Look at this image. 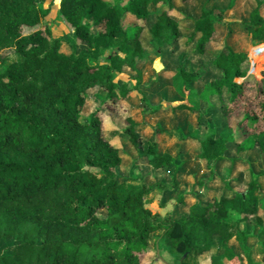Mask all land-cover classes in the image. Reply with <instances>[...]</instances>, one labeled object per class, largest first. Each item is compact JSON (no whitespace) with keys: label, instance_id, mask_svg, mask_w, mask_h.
I'll use <instances>...</instances> for the list:
<instances>
[{"label":"trees","instance_id":"obj_1","mask_svg":"<svg viewBox=\"0 0 264 264\" xmlns=\"http://www.w3.org/2000/svg\"><path fill=\"white\" fill-rule=\"evenodd\" d=\"M194 1L59 0L69 40L53 37L49 25L37 28L49 13L38 0H0V67L10 51L17 56L0 71V243H12L0 264H143L157 232V246L184 255L181 264H224L229 251L238 264L237 252L257 264L264 172L247 158L248 182L233 178L239 158L228 153L264 156V69L227 44L233 0L225 9L202 7L183 34ZM263 9L257 1L240 22L251 41H264ZM24 27L33 30L22 34ZM63 45L72 50L61 53ZM154 57L171 69L143 86L138 65ZM118 73L128 80L115 82ZM89 90L95 105L85 119ZM100 112L110 116L112 135ZM135 113L167 117L171 134L194 141L204 172L191 176L187 194L201 190L198 198L188 203L178 192L189 166L184 152L163 150L161 124L136 122ZM126 144L135 157L122 179ZM154 190L172 201L164 216L145 207Z\"/></svg>","mask_w":264,"mask_h":264},{"label":"rangeland","instance_id":"obj_2","mask_svg":"<svg viewBox=\"0 0 264 264\" xmlns=\"http://www.w3.org/2000/svg\"><path fill=\"white\" fill-rule=\"evenodd\" d=\"M39 4L43 8H49V13L45 17V19L38 25L37 28H43L46 25H49L51 28V34L53 37L59 38L62 36L67 37L69 40L71 38V31L67 29L60 21L57 20V7H58V2L59 0H38ZM264 10V9H263ZM237 30L234 32L235 34L231 36L229 39V44L232 46V48L235 51H244L248 54L250 57L251 63L253 64L254 67H258V71L264 69V51H258V50H264V41L258 42V41H251L249 37L244 33L239 26H235ZM33 29L24 27L22 28V34H28L31 32ZM215 46H219L218 43ZM79 46L76 45V49H78ZM72 49L69 48L68 46L63 45L60 49L61 53L63 54H68ZM106 55V51L102 53V56ZM262 55V56H259ZM258 57V58H257ZM17 56L13 53V51H10L9 54L5 56V61L0 67V71L9 63L12 61L16 60ZM258 61H257V60ZM153 61L149 62L148 64L144 65L143 67V72L144 76L142 77V82H146L147 84L154 79V74L158 70L161 69V64L157 61V58H152ZM122 78L123 80L127 79L125 76L119 77L118 75L115 76L114 81L118 82V80ZM202 82V80H200ZM200 84V83H199ZM95 90H89L87 92V100H86V105L84 108V114L83 115L85 118L86 114L91 111L93 106L95 105L94 103V98H95ZM119 108V106H117ZM206 114V112H204ZM213 115V114H211ZM99 116L102 120V129L108 134L112 135L115 127L113 123L110 120V116H108L107 113H99ZM148 117V116H146ZM133 118L136 122H140L141 120L145 121V117H141L138 113H135L133 115ZM86 119V118H85ZM151 120V121H149ZM147 121V120H146ZM211 121H215L216 124H214L215 129L221 133V125L219 123V118L215 115L212 116ZM147 122H155L154 119H148ZM149 124V123H148ZM150 125V124H149ZM171 133V132H170ZM138 134L140 136H143L144 132L143 131H138ZM177 138V140H176ZM158 139L161 141V145L163 147V150L170 152L173 154V156H176L175 154L181 155L184 152V144L187 142L190 144L189 151L190 153L194 152V141L189 140V141H182L179 139L177 135H163L161 134ZM113 144L115 146H119L117 144V141L115 138L112 140ZM232 150L228 153V156H232ZM121 156H122V162L120 165V171H119V178H125L126 175L128 174V171L131 170V161L135 157V152L134 149L130 145H124L121 151ZM227 156V157H228ZM197 168V166H196ZM223 169V168H222ZM170 173V170H166L165 174L168 175ZM193 179L192 178H184L182 180V185L184 187L189 186V184H193ZM182 190V189H181ZM163 200H166L167 202L164 204V207L161 206ZM145 207L151 211L152 214H157L159 216H164L170 209H171V199L169 197H166L165 199L162 198L161 192L159 190H154L151 194L146 196L145 200ZM255 232V231H254ZM252 232V234L254 233ZM161 232H157L153 235L152 239L150 240L149 243V249L150 252L147 256L142 258V263L143 264H181L180 259L178 255H176L173 251L168 249L167 247L163 246L162 244H159L157 246V239L158 236L160 235ZM255 235V233H254ZM234 244V241L229 242V246ZM255 244V241L253 242ZM12 246L11 242H6V243H0V252H7L9 251V248ZM156 246L158 249V255L159 258L162 261H159L156 258L157 252H156ZM238 259L241 260V264H246L244 256L240 253V255H237ZM233 255L229 251L223 256V261L224 264H238V261L232 258ZM253 259L257 262V264H264V254H259L255 253L253 255ZM200 264H208L206 260H201ZM256 264V263H255Z\"/></svg>","mask_w":264,"mask_h":264},{"label":"crops","instance_id":"obj_3","mask_svg":"<svg viewBox=\"0 0 264 264\" xmlns=\"http://www.w3.org/2000/svg\"><path fill=\"white\" fill-rule=\"evenodd\" d=\"M106 1H110V0H106ZM257 1H260V0H233L232 8L227 11V16L233 21V24L231 25L232 34L227 39V44L230 47H232V46L229 44L228 41L231 38V36H233L235 34L234 32L237 30V28H235V26H239L240 29L242 30L240 22H243V21L247 20V16H248L249 11L255 7ZM229 2H230V0H195L194 4L190 8V12H189L190 19L188 21L184 22L180 26V28L182 30H184L183 34H187L188 32L191 31L192 21L199 16V13H200V10H201L202 7L215 6V7L219 8V9H225L227 7V5L229 4ZM57 9H58V7H57ZM150 11L151 12L154 11L153 7H151ZM189 51H190V48H188L186 50V53H188ZM151 61H153V60H151ZM146 64H148V62L142 61L138 65V69L141 70L143 76H144L143 67ZM160 64H161V68L168 69V70L171 69V67L166 62H163V63H160ZM117 75L119 77L125 76L124 74H121V73H118ZM125 77L127 78V76H125ZM127 80H128V78L125 79V80L120 78L118 81H127ZM142 84H143V86L147 85L146 82H142ZM144 93L148 97L152 96V95L149 94L148 90H146V89H144ZM155 99L158 100L159 98L157 97ZM145 118H146L147 121H148V119H154L155 122H147L145 120V122L149 123L150 125H154L156 123L161 124V126L165 130V132L162 133L163 135H174V134H171L172 132L170 131V129L168 127V118L167 117H163V116H148V117H145ZM149 121H151V120H149ZM176 140H177V138H176ZM186 141H189V139H187ZM160 143H161V141H160ZM183 146H184V159L189 162V166H188L187 169H184V170L181 171V174H180V185H179V188H178V192L183 193L185 200L189 203V202H191L193 200V198H198L199 197V194L201 193V190H198L197 193L194 194V196L188 195L187 192L191 189V185L192 184H189V186L182 188L183 187L182 180L184 178L185 179L186 178H191V176H193V175H202L203 172H204V166H203V163L201 161L195 160L194 159V154L190 153V151L188 150L189 147H190V144L185 142V144ZM232 156L239 158V162L235 165L236 167H235V169L232 172V177L233 178L236 177L238 174H242V178H243L244 183L248 182L249 174H248V171H247V167L245 165V160L247 158H250L252 161H254L256 167L259 170H261L262 172H264V156L258 157L254 153H250V154L241 153V154H238V155H235L234 153H232ZM196 166H197V168H196ZM222 172H223L222 165L221 166L219 165L218 167H216L214 169V178L213 179L215 181V184H214L215 187L220 185L219 176L222 174ZM261 183L264 186V176L261 178ZM232 245L234 246V244H232ZM237 255H240V252H237Z\"/></svg>","mask_w":264,"mask_h":264},{"label":"water","instance_id":"obj_4","mask_svg":"<svg viewBox=\"0 0 264 264\" xmlns=\"http://www.w3.org/2000/svg\"><path fill=\"white\" fill-rule=\"evenodd\" d=\"M156 252H157V257H159L157 246H156ZM183 258H184V255L181 257L180 262L183 260Z\"/></svg>","mask_w":264,"mask_h":264}]
</instances>
